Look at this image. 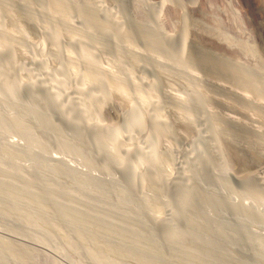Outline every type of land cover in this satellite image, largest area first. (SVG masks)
I'll return each mask as SVG.
<instances>
[{"label":"rangeland","instance_id":"1","mask_svg":"<svg viewBox=\"0 0 264 264\" xmlns=\"http://www.w3.org/2000/svg\"><path fill=\"white\" fill-rule=\"evenodd\" d=\"M59 1L0 0V245L264 264V0Z\"/></svg>","mask_w":264,"mask_h":264},{"label":"bare ground","instance_id":"2","mask_svg":"<svg viewBox=\"0 0 264 264\" xmlns=\"http://www.w3.org/2000/svg\"><path fill=\"white\" fill-rule=\"evenodd\" d=\"M62 1V0H61ZM64 1V0H63ZM187 1V0H186ZM193 1V0H192ZM58 2H59V7H57L58 8V10H59V12L60 13H62V14H65V6H63V2H60L59 0H58ZM65 2V1H64ZM255 2V1H254ZM258 4V3H257ZM168 5V4H167ZM256 5V4H255ZM165 8H164V10L163 11H165V10H167L168 9V7L166 6V3H165ZM71 8V7H70ZM67 11V10H66ZM163 11L161 12V14H160V16L162 15L163 16V18L165 19V17H164V13H163ZM68 12H70V11H68ZM74 12V11H73ZM166 12V11H165ZM163 13V14H162ZM66 14H67V12H66ZM68 16V15H67ZM166 16V15H165ZM70 17V16H69ZM161 18V17H160ZM162 21V20H161ZM164 23V22H163ZM168 24V23H167ZM209 41L211 42V44H213L215 47H217V48H219V49H221V50H225V52H227V53H231V54H235V52H237V50H234V48H232V47H230V45H228L227 43H225V42H221V40H219V39H214V38H209ZM187 44V43H186ZM184 53V52H183ZM56 100V102L57 101H59L58 100V98L57 99H55ZM58 103V102H57ZM59 104V103H58ZM131 113H132V111H131ZM99 126H101V125H98L97 127H93V128H91L92 130V132L94 131L95 133L97 132V131H99V133L101 132V131H103V129L101 130L100 129V127ZM104 126V125H103ZM102 126V127H103ZM91 132V133H92ZM93 132V133H94ZM96 134H98V133H96ZM151 167H153L152 165H151ZM72 177H74V176H72ZM30 185L29 184H23V187H29ZM10 197H12V194H10L9 195ZM43 201V199L40 201V202H42ZM40 205H41V203H40ZM43 206H44V204H42ZM41 205V206H42ZM41 206H39L38 205V207L40 208ZM42 206V207H43ZM42 209H45V208H42ZM47 209V208H46ZM42 210V211H45V212H47V210ZM80 220H81V218H80ZM156 224H158V225H163V228L164 227H166L165 226V224L164 223H159V222H157ZM161 227V226H160ZM2 243V242H1ZM7 244V243H6ZM4 245L3 243L0 245V254H1V252L2 253H5V255H8L9 257H14V256H16V255H19V256H21L20 257V260H22L23 259V261H25V264H28L27 263V261L28 260H31V262L29 263V264H33V261H34V259H31L30 257V254H28L27 252H24V253H14L13 254V250L14 249H12V248H10L11 247V245H10V247L9 246H7V245ZM11 249H12V251H11ZM25 250V249H24ZM35 254V253H34ZM37 256V255H36ZM41 256H43V255H41ZM48 256V255H47ZM47 256H44V258L46 257V258H48ZM50 257V256H49ZM19 258V257H18ZM46 258H45V260H46ZM49 261H50V259H48ZM35 263H36V261H34ZM41 263V262H40ZM39 264V263H38Z\"/></svg>","mask_w":264,"mask_h":264}]
</instances>
